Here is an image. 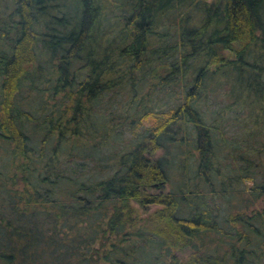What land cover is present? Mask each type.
<instances>
[{"label":"trees","instance_id":"1","mask_svg":"<svg viewBox=\"0 0 264 264\" xmlns=\"http://www.w3.org/2000/svg\"><path fill=\"white\" fill-rule=\"evenodd\" d=\"M262 198L264 0H0V264H264Z\"/></svg>","mask_w":264,"mask_h":264},{"label":"rangeland","instance_id":"2","mask_svg":"<svg viewBox=\"0 0 264 264\" xmlns=\"http://www.w3.org/2000/svg\"><path fill=\"white\" fill-rule=\"evenodd\" d=\"M207 1H209V0H207ZM226 55L228 57H231L228 53H226ZM159 97L162 98V95L159 94ZM164 100L165 99H159V100H156L155 102H156V104L161 105L162 102H164ZM161 152H162L161 149H157L151 157L160 155ZM218 157H219L221 164H222L224 162V159H223L224 152L220 151L218 154ZM174 178H177V176L174 175ZM222 179L223 178H216L215 179V184H216L217 189H219V180H222ZM246 184H249V183L246 182ZM167 190H168V186L165 185L163 187L162 191L165 192ZM147 192L148 193H150V192L154 193V192H157V190L153 189V188H147ZM232 199H235V198H232ZM215 201L220 202L219 199H215ZM130 204L134 208L137 209L140 216H146L152 210H154L156 208V205L151 204V205L143 206L134 200H130ZM252 206H253V208H259V209L263 208L264 207V198L260 199L259 201H256L255 204ZM220 208L222 209L221 212L223 214H225L226 211H230L232 206L228 205V207L225 209L224 206L220 205ZM226 228H230V226L224 225L223 229L227 230ZM221 237L223 238L222 241L219 240V238H221ZM225 241H226V237L224 236V234L209 232V233H206V235L196 236L195 239H193L192 242L188 245L175 247V248H169V250L158 248L157 250H153V251L156 252L158 257L165 262L168 261V257L171 254L174 256L176 264H183L185 262H189V260L192 258L193 251L196 248H199L201 250H206V251H209V252H211L213 254H217V255L224 254L226 256L224 264H231L232 263L231 259H229V257H227V256H230L228 254L229 252L227 251V245L228 244H227V242L225 243ZM163 246L166 247L164 244H163ZM261 251H264V243L261 247H259V252L261 253Z\"/></svg>","mask_w":264,"mask_h":264},{"label":"water","instance_id":"3","mask_svg":"<svg viewBox=\"0 0 264 264\" xmlns=\"http://www.w3.org/2000/svg\"><path fill=\"white\" fill-rule=\"evenodd\" d=\"M158 185H161V183H158V184H157V183H156V184H152L151 186H152V187H157Z\"/></svg>","mask_w":264,"mask_h":264}]
</instances>
